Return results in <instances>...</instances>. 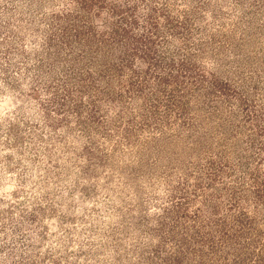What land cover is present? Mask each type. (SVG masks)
Here are the masks:
<instances>
[{
	"label": "rangeland",
	"instance_id": "rangeland-1",
	"mask_svg": "<svg viewBox=\"0 0 264 264\" xmlns=\"http://www.w3.org/2000/svg\"><path fill=\"white\" fill-rule=\"evenodd\" d=\"M0 264H264V0H0Z\"/></svg>",
	"mask_w": 264,
	"mask_h": 264
}]
</instances>
